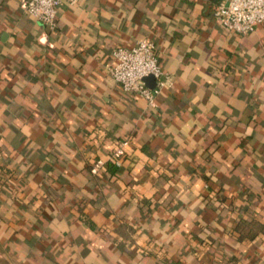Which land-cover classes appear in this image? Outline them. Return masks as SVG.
Returning a JSON list of instances; mask_svg holds the SVG:
<instances>
[{
  "label": "crops",
  "instance_id": "obj_1",
  "mask_svg": "<svg viewBox=\"0 0 264 264\" xmlns=\"http://www.w3.org/2000/svg\"><path fill=\"white\" fill-rule=\"evenodd\" d=\"M218 1L0 0V264H264V23ZM140 38L154 106L108 72Z\"/></svg>",
  "mask_w": 264,
  "mask_h": 264
},
{
  "label": "built area",
  "instance_id": "obj_2",
  "mask_svg": "<svg viewBox=\"0 0 264 264\" xmlns=\"http://www.w3.org/2000/svg\"><path fill=\"white\" fill-rule=\"evenodd\" d=\"M21 10L39 23L54 28L59 10L66 5H73L77 0H18ZM215 23L226 27L239 35L248 34L264 23V0H219L212 12ZM114 63L108 67L110 76L120 85L122 91L135 93L150 106L161 87L167 81L156 50V45L148 38H140L131 47L117 46L113 50ZM151 76L153 86H149L146 78ZM122 141L113 153L116 165H120V157L124 154Z\"/></svg>",
  "mask_w": 264,
  "mask_h": 264
},
{
  "label": "water",
  "instance_id": "obj_3",
  "mask_svg": "<svg viewBox=\"0 0 264 264\" xmlns=\"http://www.w3.org/2000/svg\"><path fill=\"white\" fill-rule=\"evenodd\" d=\"M145 80L149 86H153V79L151 76L147 77Z\"/></svg>",
  "mask_w": 264,
  "mask_h": 264
},
{
  "label": "trees",
  "instance_id": "obj_4",
  "mask_svg": "<svg viewBox=\"0 0 264 264\" xmlns=\"http://www.w3.org/2000/svg\"><path fill=\"white\" fill-rule=\"evenodd\" d=\"M114 164H115V161H114V159L112 158V161H111V163H110V166H114Z\"/></svg>",
  "mask_w": 264,
  "mask_h": 264
}]
</instances>
